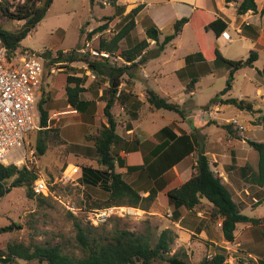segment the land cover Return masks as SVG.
Listing matches in <instances>:
<instances>
[{
  "label": "rangeland",
  "instance_id": "374dc122",
  "mask_svg": "<svg viewBox=\"0 0 264 264\" xmlns=\"http://www.w3.org/2000/svg\"><path fill=\"white\" fill-rule=\"evenodd\" d=\"M7 1L11 6L10 9L13 10L17 4H22L25 0ZM255 2L257 13L247 12L239 16L236 15L235 4L226 3V0H117L119 6H124L123 15L138 4L144 5L135 18L136 26L129 33V37L118 43L121 50L128 49L135 42L145 39L146 27L152 26L158 29L159 40L162 41L165 35L172 32L175 20L182 17L189 18V22L183 27L181 33L167 44L161 53L153 56L156 45L148 40L144 71L141 68L143 64L129 71L134 75L132 81L136 82V86L131 87L130 79L128 86H125L123 82L120 89L134 90L133 93L137 95L139 89L142 93L144 88L151 89L169 102L179 104L187 117V126L198 135L199 142L203 143V150L206 149L211 156H215L214 160L209 155L210 167L231 192L233 200L241 209V214L260 219L256 226L238 224L234 241L228 243L224 241L222 234H219L221 219H214L211 216V205L202 200L196 209L191 210L193 214L188 215L187 224L195 226L197 220H201L206 225V227L201 226L205 234L202 232L169 234L171 241L167 257L177 255L191 264H201L218 252V249H224L225 264L264 262V186H252V190L248 189L246 193L247 185L240 182L241 179L239 180L234 174L233 176L226 174L223 168H220L221 162L229 166L233 155L242 168L249 166L256 170L257 152L249 147L247 140L264 142L262 121L264 73L262 75L259 73L264 68V14H260V10L264 8V0H255ZM195 10L198 11L195 12ZM208 13H217L228 22L226 32L231 42L225 41L221 36L216 41L225 59L245 62L250 51L258 53V60L253 67L243 66L234 72L230 86L227 67L220 66V62L196 63L194 58V54L200 50L201 45L208 51L205 38L199 32L200 27L204 25V14ZM114 14L115 8L107 0H53L43 20L20 43V50L41 56L48 54L43 56L44 72L37 103L40 99L45 100L44 107L48 111L49 126L59 130V136L65 143L62 145H55V142L48 143L44 155L38 156L35 150L38 134L36 132L29 134L27 144L30 145L31 151L27 153L26 166L33 169L38 174V178L46 183L47 191L41 194L46 199L44 201L38 200V197L28 199L25 187L12 188L9 193L0 198V227L12 223L18 225L13 232L0 235L2 253H5L8 244L14 243L26 246L57 245L63 253L80 257L82 252L75 241L74 224L76 222H79L85 231L90 230L92 234L106 236L114 230H128L141 233L150 243L158 240L165 227H174L171 224L170 213L157 199L149 210L150 215L129 211V214L112 216L105 223L94 225L92 218L95 208L105 202L107 194L100 189L84 186L79 180L81 167H97L96 162L93 161L95 158L93 143L87 139V136L97 134L101 126L98 119H92L90 124H85L77 114L62 113L66 111V96L63 89L64 83L57 82V79L61 74L86 78L84 88H87V91L82 95L84 98L96 99L100 102L99 107L102 106V99L97 95L100 90L107 87V83L100 81L101 78L96 79L81 61L68 63L57 60V52L67 54L79 49L77 54L84 55L95 51L100 39L109 41L121 28L122 17L106 21L105 17ZM105 23H107L105 30L91 33ZM22 24L23 21L0 16V26L8 31H17ZM186 55H192L193 63L187 69L177 70L180 64L184 65L183 60ZM110 62L114 65H126L117 56L110 57ZM140 71L145 79L139 76ZM195 77L198 81L194 85L193 93L190 94L186 91V86ZM124 78L126 82L127 76ZM96 83L99 84L95 85ZM228 87L230 90L220 95ZM164 88H168L169 94L163 92ZM216 97L244 100L252 105V111L238 110L232 105H225L220 110L213 109L215 120L201 119L202 112L209 109V102ZM116 105L121 107L122 104ZM205 106L207 108H204ZM150 111L153 112L151 115L155 125H166L172 120L181 122L178 114L161 109L152 111L147 105L142 106L141 115L148 118ZM99 115L105 120L102 113ZM200 119L204 122L199 123ZM198 123L203 127L196 129ZM223 125H229L230 132L222 128ZM202 129L208 135V142L205 141L208 144L207 148H205L204 139H201L202 132L200 133L199 130ZM86 144L91 150L88 159L83 158L78 150L81 145L83 147ZM195 158L196 156L193 157L191 165L189 164L191 169L196 166ZM225 178L235 179L236 183L231 185L234 180L229 184ZM0 264L40 263L37 260L0 259ZM152 264L166 263L158 260Z\"/></svg>",
  "mask_w": 264,
  "mask_h": 264
},
{
  "label": "trees",
  "instance_id": "16d2710c",
  "mask_svg": "<svg viewBox=\"0 0 264 264\" xmlns=\"http://www.w3.org/2000/svg\"><path fill=\"white\" fill-rule=\"evenodd\" d=\"M53 0H25L22 4H17L13 10L7 0H0V16L10 20L23 21L22 26L17 31H8L0 26V41L6 48L9 55H14L20 50V43L29 33L43 20L47 10L50 8ZM107 2L115 8L113 16L105 17L106 21H112L115 17H122L123 24L109 41L100 39L95 52L99 55L94 56L87 53L78 55L79 49L70 51L69 53L57 52V60L68 63L81 61L86 65L87 69L94 77L101 78L103 83H107V87L102 89L101 99L104 101L102 114L105 118V125H101L97 134L87 136L92 141L97 167L83 166L80 169L79 180L82 185L96 188L107 194L105 202L101 203L96 210L107 207H130L149 212L151 206L157 199L156 191L151 189L147 197H142L139 191L127 183L122 174L116 171V159L112 154V147L121 142L120 136L116 133L117 125L120 124L118 117L112 113V109L118 103L125 104L129 99L133 98L132 107L140 108L142 103L134 98V94L130 91L126 92L120 89L122 83H128L132 79L130 69L138 67L146 62L148 52L146 49L149 42L153 41L156 45L155 55L161 53L165 46L173 41L179 35L183 27L189 22V18L182 17L173 22L172 32L165 35L162 41L159 40V30L155 27H146L145 39L135 42L130 48L121 50L118 43L129 37V33L135 28L136 16L144 8L143 4H138L124 13V6H119L117 0H107ZM226 3L235 4L236 15H244L247 12L257 13V4L255 0H226ZM198 10H195V12ZM260 14H264V8L260 10ZM107 23L94 29L91 33L102 32L106 29ZM228 29V22L217 13L204 14V25L200 27L199 32L205 38L206 49L201 45L200 50L194 54L196 63L201 61H211L225 66L229 69L228 85L233 79V74L243 66L253 67L258 60V53L250 51L249 56L244 62L243 60H227L216 45V41L223 32ZM106 53L108 57L100 55ZM48 54H42V57ZM152 55V54H151ZM120 57L126 65H114L110 62V57ZM192 55L184 57L185 68L187 69L193 63ZM194 60V61H195ZM259 72V71H258ZM261 75L264 73V68ZM127 76L126 82L124 77ZM264 76V75H263ZM86 78H79L74 75L61 74L57 82H63L64 94L67 104L77 113L84 114L89 108H94L93 100H84L82 94L87 91L84 88ZM231 80V81H230ZM198 78L191 79L186 86V91L190 94L193 92L194 85ZM96 83L95 85H98ZM94 87V86H93ZM96 90V89H95ZM146 102L151 109L166 110L178 114L181 119H185L184 110L176 103L169 102L167 99L157 95L151 89H145ZM219 103L220 105H232L238 110L252 111V105L236 98H214L211 104ZM45 100L40 99L37 103L39 113V127L33 131L38 134L35 143V150L38 156H43L48 143L55 142V145L64 144V140L59 136V130L49 126L48 111L44 107ZM204 108H207L205 106ZM136 114L132 112V117ZM264 123V116L262 117ZM215 124V122H212ZM222 128L230 132L229 125H223ZM169 131L163 129L161 132ZM171 133V132H170ZM30 137V135L28 136ZM189 136L181 135L174 141L171 148V161H177L179 157H183L193 151L192 143L188 141ZM189 143V148L185 147ZM167 144H163L164 147ZM247 144L257 152V168L251 169L249 166L241 167L242 179L250 187L264 186V142H255L247 140ZM188 149V150H187ZM30 152V145L27 146ZM38 174L26 165L20 167L10 164H0V198L9 193L12 188L25 187L26 197L44 201L46 197L36 194L33 191V184L38 179ZM165 198L173 206V211L183 208L185 211L196 209L202 202L206 201L211 205V216L214 219H221V233L224 241L232 243L234 241V233L238 224H249L256 226L259 224V218H252L241 214L240 207L232 198L231 192L224 185L221 178L213 172L210 167V161L202 150L198 151L196 158L195 173L183 184H176L169 188L165 194ZM75 226V241L81 249L82 255L75 257L62 252L57 245H31L8 244L5 253L0 251V259L11 261L13 259H21L24 261L37 260L40 264H152L158 260L164 261L166 264H191L185 259L173 255L167 257L169 252V244L171 241V232L163 230L155 243H150L146 236L141 233L128 230H114L108 235L92 234L90 230H84L79 222ZM18 227L12 223L0 227V235L11 233ZM264 241V236H263ZM209 259L204 260L201 264H225L226 255L224 249H218ZM259 264H264L260 262Z\"/></svg>",
  "mask_w": 264,
  "mask_h": 264
},
{
  "label": "crops",
  "instance_id": "0c3cea01",
  "mask_svg": "<svg viewBox=\"0 0 264 264\" xmlns=\"http://www.w3.org/2000/svg\"><path fill=\"white\" fill-rule=\"evenodd\" d=\"M218 13V12H217ZM184 65L180 64L177 70H182L185 68V61L183 60ZM141 67L142 71L146 67V62ZM139 76L142 79L144 76H141V72ZM177 72V71H176ZM134 78V75H132ZM128 79V78H127ZM132 81V79L130 80ZM131 87L136 86V82H131ZM134 84V85H133ZM125 86H128V83ZM145 89L143 93L139 89L138 95L133 93L134 90L130 91L134 94V98L142 103L140 108L135 109L132 107L133 98L129 99L125 104L120 106H114V114L116 117H119L120 124L117 125L116 133L120 136L121 142L114 145L112 147V154L116 159V171L121 173L124 180L129 183L133 188L139 191L140 196L147 197L149 191L151 189L156 191L157 200L161 201L165 210L171 215V224L174 227H165L164 230H169L172 234H195L202 232V227H206L201 220H197L195 226L191 224L188 226L187 218L188 215L193 214V211H185L183 208H179L172 214L173 206L169 203V201L165 198V194L167 190L173 187L176 183L183 184L187 181L194 173L195 168L190 167L191 161H193V157L196 156L199 150H202L205 155L212 157L214 160L216 159L214 155L211 156L210 152L205 149L203 150V143L199 142L198 135L187 126V117L185 119H181V122L177 120H172L170 123L166 125H155V122L152 121V113L149 112V117L145 118L141 115L142 106L147 105L149 109V105L146 102L145 98ZM40 91V89H39ZM129 90H126L128 92ZM163 92L165 94H169L168 88H164ZM86 93V92H85ZM193 93V92H192ZM191 93V94H192ZM39 95V92H38ZM102 90L99 91L97 97H101ZM84 100H93L95 103V107L89 108L86 113L80 114L73 110L66 102V108L64 112L69 115L77 114L81 117L82 123L90 124L92 119H98L100 126L105 125V120L99 115L102 113V109L104 107V101H102V106L99 107L98 101L92 98H84ZM168 98V97H167ZM66 100V98H65ZM225 105H220L218 102L209 106L207 111L202 112V118H213L214 110H220ZM203 108V107H202ZM214 109V110H213ZM154 109H152L153 111ZM166 111V110H165ZM122 112V113H121ZM132 112L136 114L131 118ZM61 115V113H58ZM103 116V114H102ZM198 120L199 123L204 122L203 120ZM215 120V119H214ZM84 121V122H83ZM199 123L197 124L196 129H200ZM163 129H169V131L161 132ZM201 133V139H204V142L207 140L208 135L204 132V129L199 130ZM204 132V133H203ZM189 136V142L192 143L193 151H190L189 154L184 155L183 157H179L177 161H171V148L174 141L181 137V135ZM198 139V141H197ZM162 147L163 144H167ZM185 147L189 148V143ZM208 144L205 142V148H207ZM89 145H81V148H78L79 153L83 156V158L88 159V154L91 153ZM188 150V149H187ZM195 158V159H196ZM237 158L235 156H231V163L229 166L223 165V162L220 163V168H223L226 174H230L231 176L236 175L239 178L240 182L246 184L242 179L241 165L237 163ZM220 161V160H219ZM190 164V165H189ZM235 167V168H234ZM228 176V175H227ZM234 180V181H233ZM225 178L227 183H231L234 185L236 183L235 179ZM238 185V184H237ZM247 185V184H246ZM248 189L252 190L249 185H247L245 192L248 193ZM135 212H143L145 214L150 215L149 212L143 211L140 209L132 208ZM152 216V215H151ZM152 218V217H151ZM221 225V223H220ZM219 234L221 233V229L219 230Z\"/></svg>",
  "mask_w": 264,
  "mask_h": 264
},
{
  "label": "built area",
  "instance_id": "2783aa9c",
  "mask_svg": "<svg viewBox=\"0 0 264 264\" xmlns=\"http://www.w3.org/2000/svg\"><path fill=\"white\" fill-rule=\"evenodd\" d=\"M221 37L231 42L227 32ZM90 54L98 56L95 51ZM100 55L108 57L106 53ZM44 72V58L28 51L9 55L0 41V164L26 165L27 140L39 127L37 98ZM33 191H47L46 183L38 178ZM133 211L126 207H107L96 210L94 225L105 223L112 216H123ZM124 213V214H123ZM220 225V224H219Z\"/></svg>",
  "mask_w": 264,
  "mask_h": 264
},
{
  "label": "water",
  "instance_id": "95a60500",
  "mask_svg": "<svg viewBox=\"0 0 264 264\" xmlns=\"http://www.w3.org/2000/svg\"><path fill=\"white\" fill-rule=\"evenodd\" d=\"M228 90H230V87L226 88L220 95H224Z\"/></svg>",
  "mask_w": 264,
  "mask_h": 264
}]
</instances>
